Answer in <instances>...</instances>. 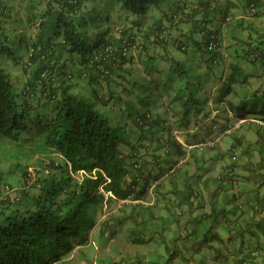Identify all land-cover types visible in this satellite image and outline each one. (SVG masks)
Listing matches in <instances>:
<instances>
[{"label": "trees", "instance_id": "obj_1", "mask_svg": "<svg viewBox=\"0 0 264 264\" xmlns=\"http://www.w3.org/2000/svg\"><path fill=\"white\" fill-rule=\"evenodd\" d=\"M45 1L49 6L47 13L55 18V22L49 26L43 23L42 19L40 20L41 29L50 28L52 33L46 44H33L29 64H36L37 67L22 88L30 92L39 90V94L34 97V102L27 97V94L25 96L29 100L24 98L8 69L0 64V138L19 142L23 139V133L30 128L31 136H25L24 141L34 152H51L59 158V161L51 158L47 163L50 184L44 186L39 198H35L33 213H30L31 209H29L21 220H18L20 216H14L9 217L7 223H0V264L57 263L76 246L86 244L90 240L91 232L99 224V232L102 235L108 227L121 226L129 221L131 226L127 236L133 243L151 242L153 237H148L147 231L156 214L152 205L145 204L151 194L148 180L139 187L140 181L146 179L145 175L150 173V170L148 173H144V170L152 164L154 167H161L164 160L159 162L162 154L156 152L163 147V143L168 147L166 156H176L173 162L175 164L178 158L186 153L181 144L171 141L169 126L164 128L168 133L167 140H164L160 134H154L158 133L154 132V127H159L155 123L149 126L148 130H142L147 124L145 114L140 110L135 114L133 111L131 114L128 113L130 116L137 114L136 116L141 118L138 121L134 119L137 122L136 127H139L141 132H137L136 143H130L129 135L122 126L113 124L111 118L96 107V101H91L76 91L79 85L78 78L83 79L95 92L100 90L104 83L110 88L113 85L111 81L116 77L120 78L121 82L127 81L124 73H128L129 70L125 66L132 61L127 55L128 50L136 43V36L131 35L129 30L122 29L123 35H127H124L123 46L108 54L107 47L110 41L105 36L101 38V35H98L93 39L90 38L91 41L89 36L82 35L78 23L75 22L82 0ZM119 1L122 9L135 17L133 22L138 25L141 23L140 18L152 11L164 13L163 6L166 3V0ZM260 1L264 4V0H248L247 4L257 7ZM214 3L215 0H194L195 7H189L185 13L186 17L175 22L176 13L174 18L169 17V21L171 25L176 23L181 30H183L181 23L190 25V28L181 32L182 36L176 39L175 46L178 51L188 53L190 44H193L201 59L197 62L198 68L201 69V65H205L207 78L214 67L226 62L229 54L234 55L235 62L230 65L232 72L229 79L224 86H220L222 88L217 101L222 102L229 94L238 92L237 85L242 87L249 79V75L236 64L237 62L246 60L264 69V31H256V36L251 33L248 38L235 35L233 39L236 42L233 45H225L223 24L230 22L227 18L234 17V14L228 6L215 10ZM215 14L219 15L220 23L214 28H209V24L216 18ZM108 18H111L110 15ZM29 22L33 23L32 20ZM242 25L243 21H237V26ZM166 27L163 28L156 23L157 32L154 31L157 45L163 46L164 49H167L165 33L168 28ZM198 34L201 35L200 39L197 37ZM212 41L216 42V47L213 49L210 48ZM148 49L146 46L145 51ZM0 51L5 55L13 56L12 48L8 44L1 45ZM166 59L173 64L171 66L173 74L155 80L157 87L149 90L157 91L158 97L165 95L164 91L168 93V97L172 95L171 98L169 97L170 103H175L177 108H172L171 116H168L179 123L180 127L188 128L193 119L198 122L204 113L208 101L204 102L200 93L208 80H204L199 69L189 66L188 68L179 58L170 56ZM45 71L48 75L43 77ZM134 89L132 93L136 95ZM112 92L113 90L111 94ZM34 94L36 95L33 92ZM114 95L116 98L117 93ZM38 97L39 102H36L35 99ZM101 102L107 104L106 100ZM142 104L147 106L150 103L147 100ZM129 105L128 108L131 109V102ZM227 107L237 119L246 118L248 115H262L264 119V90L256 89L252 94L238 101L229 99ZM141 121L142 124H139L138 122ZM226 126L220 127L225 129ZM257 133L260 160L255 163V168L253 167L255 164L251 161L244 162L240 167L249 172L245 173L244 179L255 185L253 203L249 205L252 223L248 224L264 234V214L259 219H255L258 212H264V192H261L264 187V138L260 128ZM241 139L234 137L228 148L229 153L234 154L242 143ZM123 145L129 146L128 152L125 153ZM144 149L147 153L142 154ZM229 158L233 159L230 156ZM168 162H172V159ZM134 163H139L140 166L135 168ZM237 165L236 162L226 163L225 175L220 176L223 181L230 183L233 189L232 200L236 201L239 194L234 191L236 188L234 182L237 180L239 182L238 173L235 172ZM22 174L25 178V188L28 185L36 187L28 177L27 170H22ZM78 174H80L79 178ZM182 192V203L192 209L194 205L192 185L185 184ZM182 192L177 189L172 190L176 195ZM163 195L167 193H162ZM126 199H131L132 202H121ZM135 200L139 201L135 202ZM117 202L124 207L121 218L114 216L111 210L112 204ZM107 213H110L109 218H103ZM221 213L216 208H212L209 217ZM113 218L117 220L115 224L112 222ZM211 233V230L208 231L204 240H215L219 236L217 233ZM173 259V255L168 256L165 264H170ZM137 263L147 264L141 259Z\"/></svg>", "mask_w": 264, "mask_h": 264}, {"label": "rangeland", "instance_id": "obj_2", "mask_svg": "<svg viewBox=\"0 0 264 264\" xmlns=\"http://www.w3.org/2000/svg\"><path fill=\"white\" fill-rule=\"evenodd\" d=\"M184 1L185 0H166L165 5L163 6L164 13H162L163 11H156L154 14L152 13L144 19L143 22L140 21L141 23L138 25L133 22L134 19L130 20V16L132 17V15L122 9V5L119 0H82L81 8L75 22L78 23V28L83 36H89V39H93L98 35H101V38L105 36V38L110 41L109 45H113L115 49H120L124 44L123 39L125 38V34L123 35L122 29L127 31L129 30L131 35L136 36V43L128 50L127 56H129L132 61L125 66L129 70L128 73H124L127 81L121 82L120 78L116 77L114 81H111L113 85L110 88L104 83L100 90L95 92L83 79L78 78L79 85L76 90L85 97H88L89 100L94 102L96 101V107L109 116L111 120L113 119V124L122 126L123 129L129 133L130 143H132V139L137 135L136 131L138 129H131L133 125L132 117L135 113L131 112L132 109L128 108L130 107L129 103L131 102H126L128 99L131 100L128 97H132L134 103H138L139 107L141 106L142 111H144L143 108L149 107L150 112L153 114V118L155 119H157L160 114L157 110H163L164 108L163 97L165 95H163L161 99H157L158 92L155 90H149L157 87L155 81H152L151 79L146 80V76L153 73L156 76L153 80H160V78H165L168 74L170 75V73H172L171 66L173 64L166 59L170 56H175L184 61L185 64H187V67L189 66L194 69H199V64L197 62L201 61V59L198 57L199 53L195 50L193 44H190L191 46L188 49V53L178 51L175 46L176 39L182 36L181 32L188 30L189 25L187 26L186 24L181 23L180 26L183 28V30H181L179 26L177 27L176 23H174L175 25H171L169 21L170 16H173L174 18V12L177 13L175 22L180 18L186 17L185 12L179 11L185 7L186 4H189L188 0H186L185 3ZM180 4L184 5L181 6ZM48 8L49 6L45 0H0V47L3 44L4 46L5 44H8L12 48L13 52V56H11L10 54L5 55L0 51V64L8 69L19 90H22V88L27 84L26 80L30 79L29 75H31L37 67L36 64H29V56L33 44H46L52 33L50 28L44 30L40 27L41 19L43 23L49 26L55 22V18H52V15L47 13ZM110 14L112 18L117 19V22L113 23L112 18H108V15ZM215 16L216 18L213 19V23L209 24V28L216 27V25L220 22L219 15L215 14ZM29 20H32L33 23H30ZM160 20H164L165 22L163 24L164 26H167L166 28H168L165 33L167 36V49H164L163 46L157 45L155 40L156 36L154 35V31L156 33L157 30H153L152 28V26L157 22H160ZM107 30L109 31L106 34ZM200 36L201 35L198 34V39H200ZM146 46L149 48L147 51H145ZM231 51L232 49H230V52ZM194 52L195 54H193ZM231 64L233 65L234 62L228 64L223 63L222 65L214 67L212 69L213 72L208 76V78L206 75L207 69L205 68V65H201L202 68L199 69L200 74L204 76V80H208V82L203 85L204 89L201 91L200 97L204 99V102H208H206L207 104L205 105L204 113L200 116L198 122H196V119H193L194 124L192 127H189L188 130L186 129V132L181 135L187 138L186 141L188 146H185V149L187 156H189V163L183 164V167H190L194 163L197 164L208 160L207 156L211 151L217 150L222 152L223 155L227 154L228 157L230 156L233 158L232 160L227 161V164H232L234 162L238 164L235 169L238 173L239 181L244 184L242 185L243 188H248V191H239L241 194L240 200H242L243 203L245 197L243 198L242 196L250 193L253 198V188L255 185L244 179L245 177L243 176H245V173L248 174L249 172L247 173V171L240 166H242V164L246 161H251L255 164L260 160V154L257 150L258 143L256 141V139L259 138L257 130L260 127L257 123L252 120L244 122L241 128L233 131L232 135H225L219 142L218 146H216L215 150L199 152L196 148L189 147V145L200 139L209 138L210 136L218 134L222 129L220 127L221 125H227L235 120V116L230 114L231 110L227 107V100L234 99L235 101H238L240 98L252 94V92L256 89L264 90V69L260 66H258L259 69L254 68V64L246 60H242L236 64H238L240 68L249 75L248 81L242 87L237 85L236 90L238 92L236 94L233 92L222 102H218L217 99L219 98L218 96L222 87H217V85H219L221 81H223L222 86L226 84L232 72V68L230 67ZM137 83L139 84L137 91L141 92L142 95L145 94L146 90L151 92L149 97L150 104L147 106L142 104L146 102V99L140 97L139 94L134 95L132 93V90L136 87ZM148 86H150V88H148ZM160 88L162 87L160 86ZM111 90H113L112 94ZM127 90L130 91L127 93V96H124V93ZM117 91V97L114 98V96H116L114 94ZM36 94H38L37 91ZM169 97L171 98L172 95ZM140 99L142 100L141 102L139 101ZM167 99L168 96L166 100ZM102 100H106L107 104L102 103ZM35 101L39 102V97L35 99ZM40 102H42V100ZM128 113L133 114L130 116ZM167 119L171 122L170 124H173V128L183 130V127H180L179 123L175 121L173 122L174 119L169 117ZM197 124L200 127L198 130H194L193 128ZM128 126L130 128H128ZM28 130L30 131L31 129L29 128ZM155 131L158 133L154 134L167 136L166 133L161 134L157 127H155L154 132ZM27 133L28 132H25L22 136H27ZM234 137L242 138V143L236 148L234 154H231L228 152V148L234 141ZM24 140L25 139L23 137V140L20 139L19 142H11L8 139L0 138V194L3 193V191H1V186H3L4 183H10L12 185L11 195L14 205L10 208L11 211H8L10 216H15L26 209H32L30 213H33V210L35 209V198H39L44 191V186L50 184V181L48 180L50 173L47 168V163L51 158L59 161V158L51 152H34L32 147H30V145ZM122 147L125 150V153L128 152V145H123ZM155 147L156 146H154V148ZM161 150L162 148L159 149V154H162L160 153ZM163 160L165 162L166 159ZM164 162H162L160 168L152 166L153 164L147 166L144 173H148L149 170L152 172L157 169L161 170V172H163V170H167L166 165H168L169 162L168 164H165ZM172 164L175 165V163ZM253 167L255 168L256 164ZM24 169L32 174L33 182L37 187L28 185L27 188H25L24 176L22 174V170ZM79 175L80 174L77 175L78 178L80 177ZM38 183L43 184V186L38 188ZM143 183L144 179L140 181L139 186L141 187ZM24 190L28 192L23 193ZM261 192H264V188H262ZM152 198V194H150L148 201L152 200ZM111 208L114 216L121 218L124 207L119 205L117 202L113 203ZM109 216L110 213H107L103 216V218L108 219ZM2 218L4 219L3 216ZM19 219L21 220L22 218ZM7 222L8 219L5 222L4 220L3 222L0 221L1 224H5ZM112 222L115 224L117 220L113 218ZM130 226L131 223L127 221L119 227H108L106 232H103L101 235L99 232V224L93 230L92 239L97 242L99 250H109V248H111L110 250L112 251L122 250L124 252H129L131 256H134V253L143 254L146 253L147 250L149 251L145 243H133L127 236L129 234L128 229ZM82 248L84 250L96 251L92 244H86ZM154 251L156 250L154 249ZM162 251H164V253L166 252L164 249ZM81 253L82 252L80 251H76V253L73 254L75 259L70 260L67 264H85V262L87 264H91L87 260H80L82 256ZM140 256L141 260L146 258L144 255ZM151 256L153 258H158V256L153 254H151ZM164 257H166V259L168 258V256ZM108 260L112 262L114 260L119 262V260L114 257L104 261L99 260V262H101L100 264H108ZM180 262V259H178L176 262L173 261L171 264H179Z\"/></svg>", "mask_w": 264, "mask_h": 264}, {"label": "crops", "instance_id": "obj_3", "mask_svg": "<svg viewBox=\"0 0 264 264\" xmlns=\"http://www.w3.org/2000/svg\"><path fill=\"white\" fill-rule=\"evenodd\" d=\"M247 1L248 0H215V10L228 6L230 11L234 14V17L230 16L227 18L228 20H230V22L228 21L223 24V31H225V45H233L236 42L233 39L235 35L241 38H248L251 33L253 36H256V31H264L263 1H260L257 7H251L253 5L248 6ZM185 2L186 0L184 1V3ZM188 2L189 4H186L185 7H183L179 11L186 13L189 10L190 6L195 7V4H193L194 0H188ZM180 5L183 6L184 4ZM154 12L156 11H152L145 17L140 18L139 21L143 22L144 19H146L150 14H154ZM175 14L176 12H174L173 15ZM132 19H135V17L130 16V20ZM164 20H160V22H157L159 25H162L163 28L165 27L163 24L165 22ZM240 20L243 21V25L237 26V21ZM112 21L113 23H115L117 22V19L112 18ZM246 26H248V28H245ZM155 27L156 24L152 26L153 30L155 29ZM188 28H190V25ZM231 62H235L233 54H229L225 63L228 64ZM260 67L263 68L262 66ZM254 68L259 69L258 65H255ZM146 77V80L151 79L152 81H155L153 79L156 78L155 74L153 73L151 75H147ZM221 85H223V81L220 82L218 87H220ZM137 90L138 86L134 89V92L136 94H139L140 97L146 99V101L149 100L151 92H148L146 90L145 94L142 95L141 92ZM128 92L129 91H125L124 96H127ZM116 93H118V91ZM163 94H165V96L163 97L164 108L163 110H157L160 113V119H165L168 115L171 116L172 108H177L175 106V103H170L169 97L166 100L168 93L164 91ZM128 98L131 99L126 100L131 101L132 111L134 113L137 110L141 111V106L139 107L138 103H134L132 97ZM145 109H149V107ZM135 116H133V118H135ZM247 117L262 118L263 116L248 115ZM174 121L175 120H173V122ZM128 128L130 127L128 126ZM133 142H136V140H133ZM145 153H147V151L145 149L142 150V154ZM207 157L208 160H205L204 162L197 164L194 163L190 167L182 166L177 174V177H175L173 181L165 185L163 184L156 187L155 185H153L154 187H149V193L152 194L153 198L152 200L147 201L145 204L152 205V209L156 214L155 219L152 220L149 225V230L147 231L148 237H153L151 242L145 243L149 251L147 250V252L143 254L134 253L135 255L131 256L129 252H124L122 250L112 251L110 250L111 248H109V250L103 249L99 251L96 249V251L84 250L82 248L84 247V245H80L77 246L61 261L54 264H67L70 260L75 259V256H73V254L76 253V251L82 252L80 260H87L91 264H100L101 262H99V260L104 261L113 257L119 260V263L115 260L113 261V263L112 261L108 260V264H138L137 262L141 259L140 255H144L146 257L144 260L147 262V264H165L167 259L164 256L170 255L174 256V259L171 261V263L173 261L176 262L178 259H180L181 262L179 264H204L207 261L212 260L217 255H226V261H224L222 264H232L231 260H229V257L232 254H235L247 248H253L258 245L264 246V235L260 231H258L256 227H251L250 224H248L252 223V218L250 216L252 213L249 210V205L253 203L251 194L248 193L247 195L242 196L243 198L245 197V209H238L236 200H232L233 189L231 188L230 183H228L227 181H223V179H221L220 177L221 175H225L224 166L227 161H230L231 159L227 156V154L223 155L222 152H219L217 150L209 152ZM163 158L174 159L176 158V156L165 155ZM165 164H168V161ZM169 165H166V167ZM152 174L154 175L155 172L153 171ZM148 177H146V180H149L150 183L151 179H148ZM237 181L234 182V184H236V188L234 189V191L236 189L239 191H248L247 187H242V185H244L242 182ZM188 183L192 185L194 191V195L192 198V201H194V205L192 209H189L188 205L182 203L181 201V195L183 196L182 191H184L185 184L187 185ZM173 189H177L182 193L180 195H176L175 193H172ZM2 190L3 187L1 186V191ZM27 192L28 191L26 190L23 191V193ZM162 193H167V195L162 196ZM3 195L5 194H0L1 222H3V220L4 222L7 221L9 217H14L8 214V211L10 210V208H12V205H14L13 198L10 196L4 197ZM179 203L181 204L179 205ZM212 208H216L218 212H222L221 215L217 214V216L209 217V213L211 212ZM27 210L29 209H26L25 211L18 213L15 216H20L19 218H21L22 216H26L27 214L25 212ZM241 210L242 213H240ZM29 211H32V209ZM2 216L4 217V219L2 218ZM260 216L261 215H258L255 219H259ZM210 230L212 232L211 234L217 233L219 236H217L215 240L206 241L204 240V236ZM154 249L156 251H154ZM163 249L166 250L165 253L164 251H162ZM151 254L158 256V258H153ZM85 264L87 263L85 262Z\"/></svg>", "mask_w": 264, "mask_h": 264}, {"label": "clouds", "instance_id": "obj_4", "mask_svg": "<svg viewBox=\"0 0 264 264\" xmlns=\"http://www.w3.org/2000/svg\"><path fill=\"white\" fill-rule=\"evenodd\" d=\"M157 32V31H156ZM111 45V44H110ZM114 47V46H113ZM222 82V81H221ZM219 85H217V87H218ZM21 91V94L24 96V98H26V96L23 94V90H20ZM36 91L38 92V94H39V90H33V92L34 93H36ZM37 95V94H36ZM36 95L34 94V96L33 97H31V101H33L34 100V97H36ZM27 99V98H26ZM157 99H161V97H158V95H157ZM27 100H29V99H27ZM34 102V101H33ZM163 104V103H162ZM164 105V104H163ZM48 108H50V106L48 107ZM142 109V108H141ZM142 111V110H141ZM144 114H145V117L144 118H146V127H144L142 130H148V128H149V126H152V124L153 123H155V124H157L158 126H159V132L161 133V134H167V136L165 135H162V137L164 138V140H167V138H168V133L164 130V128H165V126H169V134H171V141H176V142H178L179 144H181L183 147H184V150L186 151V149H185V146H188L187 145V138L186 137H183V136H181L182 135V133H184V132H186V129L188 130V128L189 127H192V125L194 124L193 122H192V124L188 127V128H182L183 130H178V129H175V128H173V124H170L171 122L169 121V119H167L169 116H167L165 119H160L159 118V116H158V118L157 119H155V118H153V114L150 112V109H144V111H142ZM230 114L231 115H234L233 114V112L231 111L230 112ZM137 115V114H136ZM170 118V117H169ZM256 118H259V119H262V120H264L263 118H260V117H252V118H248V117H246V118H242V119H246L244 122H246V121H248V120H252V121H254V119H256ZM132 121H133V125H132V128L131 129H133V130H136V129H138L137 131H136V133L138 132V133H140L141 131L139 130V127H136V124H137V122L135 121L136 119H137V121L138 120H140L141 118L140 117H138V116H135V118H133L132 117ZM135 119V120H134ZM242 119H237V118H235V120L233 121V122H231V123H229V124H227V126L225 127V128H227L228 126H230V125H232L235 121H237V120H242ZM159 120H161L162 121V123H161V121H159ZM244 122L241 124V126L239 127V128H241L242 127V125L244 124ZM255 122V121H254ZM139 124H142V123H140V122H138ZM159 123V124H158ZM257 123V122H256ZM199 124V123H198ZM198 124L193 128L194 130H198L199 129V127L200 126H198ZM257 125L262 129V130H264V128H262L258 123H257ZM134 127V128H133ZM154 129H155V127H154ZM238 129V128H237ZM223 130L224 129H221L220 130V132L218 133V134H220V133H222L223 132ZM236 130V129H235ZM161 131H163V132H161ZM174 131H178V133L177 134H174ZM234 131V130H233ZM28 133V135L27 136H31V133H30V131H27ZM188 132V131H187ZM127 134H129L128 132H127ZM218 134H216V135H218ZM233 134V132L232 133H230V134H227L226 136H229V135H232ZM23 135H24V133H23ZM216 135H214V136H216ZM225 135H223L222 136V138L224 137ZM23 137H25V136H23ZM22 137V138H23ZM136 137H137V135L135 136V138H133L132 140H137L136 139ZM166 137V138H165ZM211 137H213V136H210L209 138H211ZM182 138H184V139H182ZM221 138V139H222ZM4 139V138H3ZM5 139H7V138H5ZM205 139H207V138H205ZM9 140V139H8ZM23 140V139H22ZM200 140H204V139H200ZM10 141V140H9ZM221 141V140H220ZM12 142V141H11ZM136 142H133L132 141V144H135ZM185 143V144H184ZM147 144V143H146ZM219 144V143H218ZM163 145V147H162V150H161V152L160 153H162V158H160L158 161L160 162L162 159H165V158H163L165 155H166V153H168V147H166V143H163L162 144ZM192 145V144H191ZM190 146V145H189ZM218 146V145H217ZM215 148L216 147H214V148H212V149H209V150H215ZM208 151V150H207ZM205 152V151H204ZM157 154H159L158 153V151L156 152ZM185 156H187V152L182 156V157H180V158H178V161H177V164H175V165H173L172 163L174 162V159H172V162H169V166H167V170H163V172H161V170H159V169H157V170H155L154 172H155V174L153 175L152 174V171H150V173H148L147 175H146V177H148V179H151V182L149 183V180H148V183H149V185H150V187H154L153 185H155V187L156 186H161V185H165V184H167V183H169L172 179H174L176 176H177V174H178V172H179V170L181 169V167L183 166V164L182 165H180V166H178V163H179V161L182 159V158H184ZM148 160H150V158L148 157ZM170 160V159H169ZM168 161V158H166V160H165V162L164 163H166ZM163 163V164H164ZM187 163H189V161L187 162ZM187 163H184V164H187ZM140 166V164L138 163V164H136V163H134V167L135 168H138ZM157 168V167H156ZM172 169H174V171H173V173H171L170 171L172 170ZM152 170V169H151ZM165 171V172H164ZM157 173H159V174H157ZM27 175H28V177H30L31 179H32V182H33V177H32V174L30 173V172H27ZM24 180H25V178H24ZM145 181H146V179H144V183H145ZM158 181H160V182H158ZM34 183V182H33ZM143 183V184H144ZM38 185V188H40V186H43V184H37ZM139 185H140V183H139ZM7 186H8V190H7ZM3 193L5 194V195H3L4 197L6 196V197H12V195H11V189H12V185L10 184V183H4L3 184ZM37 187V186H36ZM140 187V186H139ZM264 188V187H263ZM235 191H237V192H239V190H235ZM2 193V194H3ZM238 195V199H237V205H238V209H245L244 208V206H245V203L243 202L242 203V200H240V193L239 194H237ZM123 201H125V202H132L131 201V199H126V200H122L121 202H123ZM136 201V200H135ZM136 202H138V200L136 201ZM242 210H241V212L240 213H242ZM263 214H264V212L262 211V212H258V215H261L260 217H262L263 216ZM257 215V216H258ZM93 233V232H92ZM264 235V234H263ZM86 244H92L95 248L94 249H96V250H99V246L97 245V242L96 241H94L93 239H92V234H90V240L86 243ZM86 244H83V245H86ZM78 246H80V245H78ZM77 247V246H76ZM75 247V248H76ZM256 247H261V246H256ZM248 249V248H247ZM74 250V249H73ZM71 253V252H70ZM69 253V254H70ZM68 254V255H69ZM219 256V255H218ZM218 256H215L213 259H215V258H217ZM221 256V255H220ZM222 256H224L225 257V261H226V256L225 255H222ZM230 258V257H229ZM230 260V259H229ZM113 263V262H112ZM115 263H117V262H115ZM119 263V262H118ZM94 264H97V263H94ZM205 264V263H204Z\"/></svg>", "mask_w": 264, "mask_h": 264}, {"label": "built area", "instance_id": "obj_5", "mask_svg": "<svg viewBox=\"0 0 264 264\" xmlns=\"http://www.w3.org/2000/svg\"><path fill=\"white\" fill-rule=\"evenodd\" d=\"M214 47H216V42L212 41V43L210 44V48H214ZM107 51H108V54H111L115 51V48L113 47V45H109L107 47ZM47 75H48L47 71H45L42 74L43 77H46ZM23 94L24 95L27 94V97H30V98L34 96L32 90L31 92L29 90H23ZM245 120L246 119L237 120L232 125L225 128L222 133L216 136H213L211 138H207L204 140H198L197 142H194L189 147L196 148V150L199 152H204L209 149H212L218 145L223 135L232 133L233 130L239 128ZM254 121L257 122L262 128H264V120L256 118L254 119ZM140 123H142V121ZM177 133L178 131H174V134H177ZM188 161H189V156H185L179 161L178 166L184 163H187ZM173 171L174 169H172L170 172L173 173ZM8 189L9 188L7 186V190ZM229 259L231 260L232 264H263L264 263V246H261V247L255 246L253 248H248V249L239 251L235 254H232ZM224 261H225V257L221 255L215 259L207 261L205 264H222Z\"/></svg>", "mask_w": 264, "mask_h": 264}]
</instances>
